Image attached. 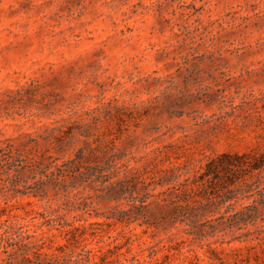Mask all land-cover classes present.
Listing matches in <instances>:
<instances>
[{
	"label": "rangeland",
	"instance_id": "374dc122",
	"mask_svg": "<svg viewBox=\"0 0 264 264\" xmlns=\"http://www.w3.org/2000/svg\"><path fill=\"white\" fill-rule=\"evenodd\" d=\"M82 149L116 155L107 185L138 178L118 199L40 188V161ZM223 153L264 162V0H0V264H264L262 217L201 234L164 219L162 178ZM248 177L264 189V167ZM228 204L264 214L256 189Z\"/></svg>",
	"mask_w": 264,
	"mask_h": 264
},
{
	"label": "trees",
	"instance_id": "16d2710c",
	"mask_svg": "<svg viewBox=\"0 0 264 264\" xmlns=\"http://www.w3.org/2000/svg\"><path fill=\"white\" fill-rule=\"evenodd\" d=\"M7 160L19 159L24 161L22 153L14 156V147L9 146V151L1 149ZM52 156L46 158V162H39L38 167L44 168L47 180L44 185H53L54 189H65L67 192L70 188H78L80 185H86L94 188L95 184H102L104 189H108L107 195L109 198L118 199L116 196L120 192L125 191V187L135 180L137 174L131 178L119 181L117 184L107 185L106 182L112 179V176L117 175L123 166L116 163V155H112L106 161V164L98 163L94 166L86 164V156L84 150H80L77 158L66 161L62 164L58 163ZM27 161V160H26ZM24 168L31 167L30 165L23 166ZM264 167V162L259 161V158L250 154L238 153H223L216 158L211 159L202 172H198L193 176L183 174H167L162 178L169 185L168 188L161 191L159 196L163 202V207L167 209V215L164 217L168 223L176 224L187 223L193 229V233L201 234L204 228L210 226L214 232L225 226L221 230L235 227L242 228V224L256 222L259 217L264 219V214L245 213L243 211H235L233 204H228L233 199H239L246 196L248 193L256 189L262 197H264V189H261L263 182H251L250 176L256 170H261ZM168 176V177H167ZM145 184V182H142ZM39 188V189H40ZM148 195V194H147ZM147 200H142L141 208H147ZM226 207L225 215L218 218V225L212 224L210 220L203 222L207 212L213 209ZM253 210V209H250ZM258 211V210H257ZM145 216L147 215L144 214ZM150 223V222H148ZM75 227L71 231L80 230ZM199 229V231L197 230ZM119 245H115L118 248ZM110 248L103 252L100 257L107 258L108 253L112 252ZM92 250L88 251V259L91 260ZM96 255V254H94Z\"/></svg>",
	"mask_w": 264,
	"mask_h": 264
}]
</instances>
